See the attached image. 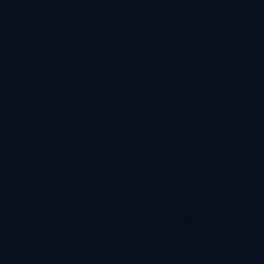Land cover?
<instances>
[{"label":"water","instance_id":"95a60500","mask_svg":"<svg viewBox=\"0 0 264 264\" xmlns=\"http://www.w3.org/2000/svg\"><path fill=\"white\" fill-rule=\"evenodd\" d=\"M0 264H264V0H0Z\"/></svg>","mask_w":264,"mask_h":264}]
</instances>
